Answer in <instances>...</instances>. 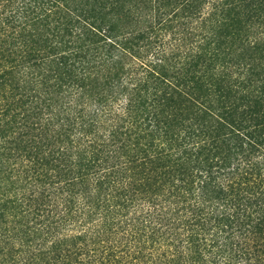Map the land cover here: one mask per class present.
Here are the masks:
<instances>
[{"label": "trees", "instance_id": "16d2710c", "mask_svg": "<svg viewBox=\"0 0 264 264\" xmlns=\"http://www.w3.org/2000/svg\"><path fill=\"white\" fill-rule=\"evenodd\" d=\"M0 264H264V0H0Z\"/></svg>", "mask_w": 264, "mask_h": 264}]
</instances>
